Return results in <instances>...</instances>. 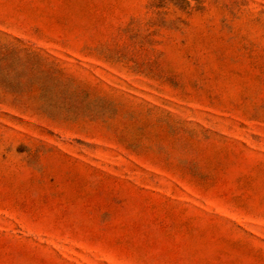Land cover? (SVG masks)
Masks as SVG:
<instances>
[{"label":"rangeland","instance_id":"1","mask_svg":"<svg viewBox=\"0 0 264 264\" xmlns=\"http://www.w3.org/2000/svg\"><path fill=\"white\" fill-rule=\"evenodd\" d=\"M0 264H264V0H0Z\"/></svg>","mask_w":264,"mask_h":264}]
</instances>
